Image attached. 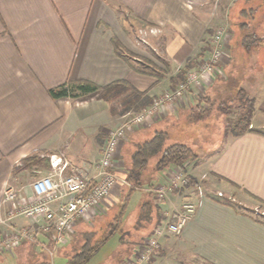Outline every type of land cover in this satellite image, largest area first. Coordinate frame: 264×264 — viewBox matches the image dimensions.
Masks as SVG:
<instances>
[{
  "label": "crops",
  "instance_id": "crops-1",
  "mask_svg": "<svg viewBox=\"0 0 264 264\" xmlns=\"http://www.w3.org/2000/svg\"><path fill=\"white\" fill-rule=\"evenodd\" d=\"M206 6L190 8L183 0H0V200L5 184L28 191L35 175L21 163L35 153L44 155L48 167L51 154L75 167L99 155L93 139L98 127L93 126H98L96 119L102 113L98 109L106 105L97 99V92L52 98L50 89L78 80L98 86L123 80L149 96L171 89L172 79L166 83L157 74H145L143 61L152 59L148 46L151 42L157 51L166 53L171 72L188 59L193 66L202 48L207 57V40L204 47L203 39L210 35L214 20ZM221 13L219 9L215 14ZM114 40L126 59L116 54ZM231 58L224 59L225 71ZM195 98L181 104L185 107L168 106L165 117L148 118L128 133L120 153L127 148L129 155L134 146L127 144L144 140L146 130L164 127L165 121L179 123L184 111L198 102L206 105L203 98ZM252 99L253 131L227 134L192 169V178L202 174L207 178L203 195L195 199L194 214L180 234L162 237L159 249L141 264H264V221L251 211L258 206L264 209V92ZM102 131L107 133L108 128ZM160 173L154 174L153 182ZM139 190L145 188H137L130 202L146 195ZM175 196L169 194L159 206L177 205ZM137 204L129 211L132 222ZM154 220L139 230L144 231L140 238L148 236ZM16 222L27 224L23 219ZM134 247L114 264H125ZM41 258L49 260L44 250L24 241L11 251L0 252V264H41Z\"/></svg>",
  "mask_w": 264,
  "mask_h": 264
},
{
  "label": "rangeland",
  "instance_id": "rangeland-1",
  "mask_svg": "<svg viewBox=\"0 0 264 264\" xmlns=\"http://www.w3.org/2000/svg\"><path fill=\"white\" fill-rule=\"evenodd\" d=\"M183 1L185 5L190 8H193L195 5L197 6L202 5V4L207 5L206 7L212 13V15L210 16L212 17L211 21L214 20V24H212L211 28L209 29L210 35L208 36V38L206 39L205 37L203 39L204 47H206V40H207V45H208L210 43L208 42L209 38L212 35H214L218 30H221L222 35L224 37L223 46H222L223 56L220 61L219 72H217L215 76L211 77L210 80L206 82V84L202 85V87L201 86L200 88L198 87L199 89L197 88L196 90V87L190 89V91L194 93H197L198 91H200L199 94L200 93L202 94L203 92L206 93L207 87L210 85L208 93L212 100V105H211V108L209 109V112L203 118L199 120L194 119L195 121H191L188 119L189 116H193V118H195V115H196L195 111H192V110H189L187 112L184 111L183 112L184 115L180 117L179 123L173 124L171 122L172 123L171 124V123H168V121H165L167 123L164 125V127L163 125L161 126L159 125V127L155 126L154 128L146 130L144 132L143 138L144 139L149 138L151 134L153 133V130L167 128V131L170 137L167 140V143H171L174 141H182V143L186 142L185 144L189 145L192 148V150L197 154L196 159L189 160L183 165L185 166L184 170L187 171V173L190 176V179H193L194 181V183L190 181V184L187 188L188 190H195L196 188L194 187L199 186L200 189H202L204 192L205 188L207 187L206 186L207 180H205L207 178L203 179V176L205 174H202L201 178H198V177L192 178L191 176L192 169L200 165V163L203 161L205 154L207 156L208 152L218 148L220 144L222 143V141L225 139V136L227 134L231 135L229 131L226 134L225 126H226V123L232 121V119L234 118L235 110L237 108V105L239 104L238 102L240 101L238 90H236L235 84L229 83L230 84L229 86H225L224 84H222L223 81L222 82L220 81L221 77H224V71H225L224 59H226V57L228 56L229 57L232 56L231 58L232 63H230L229 65L230 71H229V76L227 77V79H230L229 81L232 82L233 80L235 81L237 78L239 80L240 78L241 80L238 82V85L239 87H242L244 89L245 97L252 98V95L260 94L264 92V0H183ZM223 1H226V2L223 3ZM219 9L222 10L221 15L215 14L217 11H219ZM246 9H250V10L253 9V13L250 10H247V13H244L243 11H245ZM250 15H252L251 18H249ZM245 34H247V36L254 35V39L258 40L257 42H254L253 44L255 45L252 46L251 49L247 51H245L244 47L242 48L239 47L240 45L239 41L244 40ZM149 45L150 46H148V52H149L150 58L152 59L150 61L147 59H144L142 68L144 69L145 74L153 73V74H157L158 79L165 78L166 83L171 81V79L176 75V73L179 70L182 71V76L184 78L185 74L188 71L193 70V69H198L199 65H201L202 62L206 59V51L205 49L202 48V51L200 54L201 56L196 59V62L193 63V66H190L191 65L190 59H188L185 61V63L184 62L180 63V65L178 67H175L171 72V68L168 66V61L166 60L167 58L166 53H160L159 51H157L155 47L153 46V43L151 42ZM207 53H209V49L207 50ZM243 54L245 57H242ZM168 67L170 68V70ZM142 68L140 69H141V72L143 73ZM226 73L228 74L227 70H226ZM96 92H97V96H96L97 99L102 100L106 106L101 109H98V111L99 112L102 111V113H101V116L97 117L96 119L98 121V124H97L98 126H96V124L95 126H93L95 128L98 127L97 128L98 131L97 132L95 131V134L97 136H94L93 139H94V143L99 145V147L96 146L99 150V155L97 158L96 156L93 157L92 158L93 161L89 159L87 162H84L85 164L82 163L83 164L82 167H85L84 169H88L89 172L93 170V166L99 160L101 150L103 148V143L105 141L107 133L114 126L112 125L111 121H113L115 123V126H117L123 123L125 119L131 116L132 113H135L141 109V108L136 109V108L131 107L128 110L122 112L121 111V109L123 108L122 99H124L125 97L124 93H119V92L118 94L110 93L108 94L107 99H104V98H100L99 96L100 91H96ZM82 95H85V94H82ZM147 96L150 99L149 101L150 103L154 97L158 96V94L154 96H149V95ZM70 98H74V97H70ZM213 98H215L216 101H214ZM193 99H194V96L190 94V96L185 100L184 105L190 103V101H192ZM204 104L206 105L201 104V107L203 108H205V106L207 107L208 104L205 100H204ZM192 105H194V103H192ZM178 106L185 107V106H182L180 103L177 106H175V108H178ZM253 110H254V106H253ZM223 111L225 113H223ZM168 113L169 111L167 110L161 116L165 117L167 116ZM107 114L109 115V120H107L108 119L106 116ZM159 117L156 116L155 118H159ZM151 118H154V117H151ZM142 125H138L136 127H132L131 129H129L126 132V137L129 132L140 128ZM100 127H102V130L105 128H108L107 133L103 132L101 129L99 130ZM251 127L252 125L249 124L248 128L251 129ZM92 133H94V131ZM100 136L103 137L102 140L99 139ZM125 140L126 138L120 144L118 148V153L116 154V157L114 160L115 169L118 175L120 176H123L125 174V167L127 165V163L125 164V162L128 161L129 155L133 151L131 147L129 148V150H131L129 155L126 154L127 148L123 149L122 152L120 153V149L122 147V144H124ZM127 145H132L135 147L133 141H130V143ZM32 157L38 160L28 165L30 166L29 167L30 170L33 171L32 173H34L35 175L34 178L47 174V172L49 171L48 169L49 167L47 165L46 158H44V155H41V153H35L34 155L31 156V158ZM24 160L21 164L26 165L27 163ZM149 162L150 163L155 162V158H151ZM153 167L154 165L146 168V170L143 172V175L141 178L142 179L141 182L143 183V185L141 187L145 188V190L144 191L139 190L142 193H145V194L149 193L151 195L152 192L149 191V189L151 188L152 184L163 182L167 177L166 175H167V171L169 170V168L172 169V168H178L182 166L169 165L165 167L160 173L162 176H159V178L155 179L154 182H153V179L151 178V174L154 173ZM127 186L134 187L129 182H127L126 187ZM119 188H121L120 185L118 186V189ZM116 189L115 190L113 189L114 191L112 190L113 192L110 193L104 199L102 203V205H104L103 211L101 212L99 210L100 213L98 212V214H96L94 218H91L88 221H79V222H84V225L81 227V229L77 225L78 227L76 226L75 230L77 229V231L79 230L92 231V229L97 230L99 226H105V230H104L105 232L103 233H106V231H109V229H111L114 226V223H113L115 222L114 215L118 211V206H119L118 204L122 198V196L120 195V192L117 194ZM139 198L137 199V201L134 200V205L137 204V202H138L137 205H140V203L143 200V197L142 199L141 198L139 199ZM176 199L180 200V197L175 196V201ZM155 200L154 202L157 204L159 208L158 213H160L161 206H159V204H161L162 201L159 202L158 200L156 201ZM131 203L133 204V200ZM131 203L127 210L128 215H129L130 208L134 206ZM107 206H108V209H107ZM257 208L260 210H263L264 212V209H262L263 208L262 206H258ZM254 210L255 208L251 209L252 212H254ZM128 215L126 216L127 220L125 222L123 221L122 223L120 222V225L117 227L118 232L113 234L106 241V243H104L100 247L99 251L95 255H93L86 264H114V262H116L117 259L122 260L125 257V252L128 251V249L131 246L130 245L127 246L125 243H121L120 238H123L124 234L125 233L128 234L130 231L129 230L130 228L128 227L127 224L131 223L132 219H131V216H128ZM137 215L138 214H135L136 217ZM102 231L103 229L98 231V233H102ZM74 235H76V233ZM74 235L71 238L73 239L71 240V242L69 241L68 243L67 241L69 245L67 243L65 245H55L53 243L52 244L48 243L47 247H44V246H40V245H37L29 241L27 243H30L32 245H37L40 249L44 250V252L47 255V258H49L48 260L50 261L49 264H64L66 261L65 255L67 256L68 253H70L71 250L75 246L78 245V243L77 244L76 242L74 243V238L76 237ZM135 239L138 240L136 244L134 243L135 245H137V243L141 242L142 237L139 238L138 236V239L137 238ZM58 255H62V256H58ZM43 260L41 258V261ZM198 263L201 264V262H198Z\"/></svg>",
  "mask_w": 264,
  "mask_h": 264
},
{
  "label": "built area",
  "instance_id": "built-area-1",
  "mask_svg": "<svg viewBox=\"0 0 264 264\" xmlns=\"http://www.w3.org/2000/svg\"><path fill=\"white\" fill-rule=\"evenodd\" d=\"M223 40L222 32L218 30L209 38V53L198 69L188 71L173 88L154 97L147 106L110 129L91 172L85 167L71 166L62 157L51 154L49 171L30 181L27 192L5 184L0 200V252L11 251L23 241L44 247L48 243L65 245L79 221H88L99 210L102 212L104 199L119 185L127 184L126 179L118 175L114 162L126 132L142 125L148 118L162 115L168 106L175 108L184 103L190 94L201 100L204 92L194 93L190 89L196 87L197 90L219 72ZM184 167L169 168L163 182L152 184L149 191L159 202L167 200L171 193L180 200L171 208L161 207L158 223L135 245L125 264L146 262L159 249L160 239L165 235L180 234L194 214L195 199L203 195V190L199 186L188 190L190 176ZM253 213L264 221L262 210L256 208ZM18 219L27 224L18 225Z\"/></svg>",
  "mask_w": 264,
  "mask_h": 264
},
{
  "label": "trees",
  "instance_id": "trees-1",
  "mask_svg": "<svg viewBox=\"0 0 264 264\" xmlns=\"http://www.w3.org/2000/svg\"><path fill=\"white\" fill-rule=\"evenodd\" d=\"M246 9L243 11L244 13H247ZM253 13V9L250 10ZM250 12V14H251ZM252 15H250L249 18H251ZM245 38L243 41H239V47H244L245 51L251 49L254 42H257L258 40L254 39V35L247 36V34L244 35ZM238 42V41H237ZM114 46L116 47V54L122 56L125 58L122 53L119 51V44L114 40L113 41ZM235 43V41H234ZM232 57V56H231ZM242 57H245L244 54ZM126 59V58H125ZM238 60V59H237ZM232 63V62H231ZM131 65V64H130ZM132 69L139 71L136 67L131 65ZM230 68L227 69L228 74L226 71H224V77H221V82L225 86H229L230 84H235L236 90H238L239 94V104L237 105V108L234 113V118L232 121L226 123L225 126V132L226 134L228 131L233 135L237 136L240 135L246 131H253L252 129H249L248 126L250 124L252 112H253V99L250 97H245L244 89L242 87H239L238 82L241 80L238 78L234 81H229L230 79H227L229 76ZM141 72V71H140ZM234 76V75H233ZM237 76V75H236ZM182 71H178L176 75L172 78L174 85L182 80ZM224 78V79H223ZM220 83V82H219ZM230 83V84H229ZM241 84V83H240ZM225 88V87H224ZM100 91V98L107 99L108 94H118L124 93L125 97L122 99V105L123 108L121 109L122 112L128 110L129 108H142L146 106L150 99L146 95L144 91H139L136 88H134L132 85H130L128 82L123 80H117L113 81L107 85L104 86H98L95 85L89 81L86 80H78V81H67L63 85L59 86L56 89H50L48 91L49 95L52 98H58V97H76L82 94L92 93ZM244 92V93H243ZM214 101H216L215 98H213ZM203 100L207 102V107L203 108L201 107L200 103H196L190 110L195 111L196 115L195 118L193 116H189V120L195 121L194 119H201L203 118L211 108L212 100L210 98V95L208 93V90L206 94H204ZM218 100V99H217ZM219 102V101H218ZM223 113H225L223 111ZM169 133L166 129H157L154 130L152 135L142 140L141 142L135 143L134 149H132V153L129 155V159L125 164L127 163L125 167V174L124 177L127 182L132 184L134 187L124 186L121 189L120 195L122 196L118 211L114 215V226L109 229V231L105 232V226H97L98 229H92V231H81V227L84 225V222H79L78 230L74 231V233L69 237L68 240L71 242L72 236L76 233V236L74 238V243H78L77 246H75L68 255H65L66 261L64 264H86L93 255H95L100 247L106 243V241L115 233H117V227L120 225V222H125L126 216L128 215V207L130 205V200L132 194L136 191V188H140L143 183L141 182V178L143 175V172L146 170V168L151 167L154 165V173L151 174V178L153 179L154 174L156 172H161L165 167L169 165H180L183 167L184 163L188 162L189 160L196 159L197 154L192 150V148L182 142H171L167 143V140L169 139ZM155 158V162L150 163V159ZM24 161H26V165H30L31 163H34L38 160L31 158H26ZM190 181H193V179H190ZM150 197L149 193H146V195L143 196V200L140 203V206L138 208L137 217L136 219L131 223L127 224L130 228L129 233H125L123 238H120L121 243H125L127 246H133L136 244L138 240V236H142L144 233L139 231L141 228H146L149 224V222L152 219H155L150 229L147 231L148 234L152 231L153 227L158 223V206L154 202V200ZM132 204V203H131ZM134 204V202H133ZM130 211V210H129ZM157 217V218H156ZM99 218V217H98ZM105 222V221H104ZM77 226V227H78ZM135 226V227H134ZM96 227V228H97ZM102 233H98V231L102 230ZM127 232V231H126ZM120 237V236H119ZM67 243V244H68ZM135 243V244H134ZM69 245V244H68ZM41 264H49L48 260H43Z\"/></svg>",
  "mask_w": 264,
  "mask_h": 264
}]
</instances>
